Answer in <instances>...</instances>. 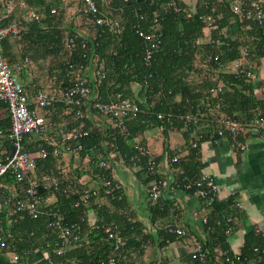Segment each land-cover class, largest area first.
<instances>
[{"label":"trees","instance_id":"16d2710c","mask_svg":"<svg viewBox=\"0 0 264 264\" xmlns=\"http://www.w3.org/2000/svg\"><path fill=\"white\" fill-rule=\"evenodd\" d=\"M235 1L195 0L194 8L189 10L181 0H95L98 13L118 24L109 26L95 24L91 17L83 15L81 1L78 8L67 15L69 4L62 0H25L26 6L32 7L40 18L38 21L27 19L26 9L14 8L9 12L3 22L12 19L18 21L20 32L17 36H6L1 40V53L10 65L24 63V57L29 61L23 68L30 61L35 62L42 71V82H52L49 88L54 87L55 91L69 87L67 73L70 64L74 67L83 64V74L91 89L89 101H109L120 95L137 104L139 109L136 114L125 121V132L106 127L108 138H100L95 128L89 129L86 116L92 109L84 108L82 120L89 133L81 139L83 148L100 147L102 142H106L112 149L119 151L124 161L132 163L129 156L134 152L136 136L155 127H162L160 131L164 135L168 129L183 128L185 136L189 134L187 155L173 162L172 168L177 174L179 189L193 194V188H185V181L194 180L204 163L200 160L198 145L193 147L192 142L206 139L217 142L226 137L237 147L245 138L239 135L233 140L229 132H224L223 136L217 134L221 124L216 119L224 116L242 123H248L253 117L264 120V98L259 97V81L253 82L251 78L228 69L242 46H248L249 59L253 63L259 61L264 46V31L252 20L232 12L231 5ZM53 8L55 12L51 13ZM14 10H17V15ZM206 15H210L213 22L209 27V40L200 42L205 27L201 17ZM137 28L145 31L158 28L161 33L160 43L154 49L148 65L143 61L146 42L135 32ZM229 29L233 32L229 33ZM74 36L73 48L69 49L67 40ZM81 40L85 42L83 48ZM49 54H52L49 62L43 64L44 60L40 59ZM99 60L103 62L104 77L96 74ZM22 74L26 75V71H20L19 81L27 93ZM219 82L224 85V92L211 94L210 88ZM132 85H136V88L133 89ZM43 87L45 85H39L38 89ZM58 96L55 92V97ZM56 102L44 109L49 111ZM58 102L64 108V104ZM68 113L74 116L73 110ZM159 113L164 117L158 118ZM167 115H170L168 119ZM186 115L194 116L195 121L185 125L181 116ZM9 123L0 126V129L7 131ZM2 138L6 140L4 135ZM27 138L24 148L28 152L31 151L27 145H34L35 152L39 141L43 142L35 140L28 144ZM43 145L48 149L52 147L44 142ZM160 158L155 156L158 161ZM52 162L51 156L37 159L36 167L45 169ZM133 163L144 170L145 182L154 177L146 173L145 158ZM93 168V175L104 176L117 184L107 166L100 167L97 164ZM3 178L15 183L8 174ZM85 187L89 188L80 185L77 179L70 185L59 180L57 189L40 185L37 192L38 214L35 217L15 211L13 198L8 207L0 211V236L8 248L19 254L17 264H35L36 258L43 252L47 253L44 259L46 264H107L111 258L116 260L115 264H132L128 250L144 242L140 232H136L141 222L136 221L133 213H123L121 220L118 217L121 213L106 204L97 203V199L104 196L116 207L121 206V188H113L106 193V186L102 183L96 187L98 193L89 198L87 205L80 202L75 206ZM51 195L54 196V202L48 203L47 197ZM149 200L152 202L149 209L162 216L164 210L160 209V200ZM232 205L231 198L224 202L216 198L213 200L211 207L214 213L207 215L205 225L209 228L211 223L217 227V239L201 243L207 256L204 262L192 258L196 264L212 261L215 257L222 260L223 264H248V260L257 259L259 264H264V253L259 252L264 247V239L254 229L244 236V244L238 255L229 250L224 230L231 225L226 220V212L228 206ZM90 212L93 216L87 219ZM58 216H63L65 222L77 221L82 228L79 241L64 247L60 254H56L54 247L56 232L48 226V222ZM211 217L214 218L212 222ZM109 224L122 240L117 249L114 248V241L108 239L103 230ZM167 225L177 227L174 223H166L165 234L177 236L167 232ZM255 247L259 251L254 250ZM0 264H9L3 255H0Z\"/></svg>","mask_w":264,"mask_h":264},{"label":"crops","instance_id":"0c3cea01","mask_svg":"<svg viewBox=\"0 0 264 264\" xmlns=\"http://www.w3.org/2000/svg\"><path fill=\"white\" fill-rule=\"evenodd\" d=\"M23 1L25 2V0ZM62 1L69 4L67 15L70 11L77 9L80 3V0ZM181 1L187 9L194 8L195 0ZM261 2L264 8V0H261ZM14 12L16 13L17 10H14ZM82 31H86V29H82ZM209 32L210 29L204 27L202 29L203 35L199 38V41H208ZM232 32L229 29V33ZM51 55L49 54L40 60H44L43 64H45L49 62ZM253 65L255 78L252 81H259V84H261L259 86V97L264 98V65L260 61L253 63ZM21 71L22 73L26 71V75L22 74L21 77L30 97L39 85H45L41 89L47 92L54 95L55 92L59 94V91H55L54 87L49 88L52 82L50 84L42 82V71L39 65L36 66L35 62L30 61V64ZM92 74L91 72L90 76ZM132 86L133 89L136 88V85ZM32 106L33 104H31ZM91 111L86 116L89 129L95 128L98 130L100 138H108L105 132L106 127L110 126L108 120L94 111L91 113ZM38 113L45 118V134L30 136L26 139V142L29 144L35 140H43L46 145L58 146L60 154L57 157L49 155L53 158L52 164H48L45 169H37L36 167L35 177L42 182L52 172L67 185L77 179L83 187L96 188L102 185V177L92 174L94 172L93 166L97 165L99 159H104L111 177L121 188L123 200L119 207H116L114 203L111 204L110 200L104 196L98 198L97 203L106 204L115 212L121 213L118 216L121 220L124 217L123 213H133L136 221L142 224L136 229V232H140L144 242L141 241V246L131 247L128 250L132 264H196L190 257L191 241L195 238L201 242L213 239L216 241L217 234L215 232L218 231L217 227L210 223L209 228H207L202 221L204 216L207 219L208 214L214 213L213 208L207 209L200 198L179 189L177 185L178 177L172 165L170 167H165L163 164L159 165L162 176L167 180V186L163 189L159 199L160 209L164 210L161 216L158 215L157 211L152 212L149 209V204L152 202L147 196L148 182H145L144 170H141L140 165L124 161L119 151L112 149L106 142H102L100 147L86 148L84 146L78 154L64 151L59 143L58 130L62 127H74L76 118L62 108L58 101L49 111L40 108ZM8 117L6 106L0 103V126L7 125L10 122ZM188 138L189 134L186 137L183 128L168 129L167 134L164 135L163 131L161 132L159 128L155 127L136 136L134 141H141L156 157L160 156L162 158L169 151L168 155H175L180 158L187 155ZM244 141L246 148L242 151L226 137H222L217 142L210 139L198 142L199 157L204 163L203 168L212 175L216 186V199L220 202H224L228 198L233 200V205L228 206L226 212V220L230 219L231 231L226 233L224 230V234L227 236L228 248L234 255L239 254L244 244V236L252 229L264 239V138L260 131L259 134L258 132L249 131ZM27 146L31 153H34V145L29 144ZM9 150V143L0 138V157ZM46 172H48L47 175ZM16 185L14 182L9 183L8 178L1 179L0 211L10 204L5 202L6 199L13 198L16 193L20 194L16 190V187H18ZM46 201L48 203L54 202V196H48ZM91 215L93 216L92 213ZM213 219L210 218L211 222ZM166 223H174L177 227L182 228L185 235H166L164 232ZM46 254V252L40 254L36 258L35 264H46L44 261ZM256 263L259 264L257 260H248V264ZM202 264H223V262L215 257L212 261L209 260Z\"/></svg>","mask_w":264,"mask_h":264},{"label":"built area","instance_id":"2783aa9c","mask_svg":"<svg viewBox=\"0 0 264 264\" xmlns=\"http://www.w3.org/2000/svg\"><path fill=\"white\" fill-rule=\"evenodd\" d=\"M81 13L93 19L95 24H108L117 26V22L110 17L100 15L95 0H80ZM14 8L26 9L25 16L27 19L38 21L40 15L34 12L31 8L26 6L23 0H0V45L1 40L6 36H17L20 32V25L18 21L12 19L9 22H3V18L11 12ZM174 10H177L174 7ZM231 10L234 14L252 20L264 31V8L261 0H237L231 5ZM54 8L51 13H54ZM204 26L209 28L213 22L210 15L201 17ZM156 22V18L153 19ZM135 32L146 42L143 61L148 65L154 49L160 43L161 33L158 28L150 31H145L141 28L135 29ZM76 36L67 40L69 49L73 48V41ZM81 47H85V42L81 40ZM250 50L248 46H242L239 50V55L228 66L229 71L243 74L246 78H255L253 74V63L249 59ZM216 58V57H215ZM29 59L24 57V63H15L10 65L2 56L0 47V103L5 104L9 114V128L7 131L0 129V138L4 135L6 141L10 145V150L0 157V190L1 179L5 175H10L15 181L16 190L20 194L13 196L12 205L15 211L24 212L29 216L35 217L38 214V188L40 185L43 187L58 188L59 178L51 172V174L44 180L39 181L34 175L37 166V159H45L49 155L54 157L59 156L60 148L53 145L50 149L43 145L42 141L37 144V150L34 153L28 152L24 148V140L26 136H40L45 134L46 122L44 116L38 113V109H43L52 105V102L60 101L64 104L67 112L73 110L74 117L78 119V123L72 127H62L58 130L60 135L59 143L63 150L71 153L78 154L83 149L81 139L88 135L89 130L82 120L84 108H91L96 114L105 117L108 120L110 127L117 128L121 133L125 132V121L131 116L135 115L138 111V106L135 102L127 97L116 95L115 98L109 101L92 100L89 101L90 86L86 81L83 74L85 66L77 64L75 67L70 64L68 67V81L69 87L63 91H59L58 98L54 94L45 91L44 89H36L30 97L24 90L19 81V73L24 64ZM259 61L264 65V46ZM96 74L104 77L103 62L98 61L96 67ZM211 94H219L224 92V85L217 83L209 90ZM31 104L33 106L31 107ZM73 108V109H72ZM167 119L170 115H167ZM164 117L163 114H158V118ZM191 115L181 116L182 120L187 123L195 118ZM195 121V120H194ZM216 122L221 124L218 128L217 134L223 136L224 132H229L231 138L235 140L239 135L244 138L247 137L249 131L262 132L264 138V120L262 118L253 117L248 123L239 122L233 118L220 116ZM162 127L159 128L161 130ZM201 137V135H199ZM114 138V137H112ZM216 142L215 140H213ZM198 142H192L193 147H197ZM239 150L246 148L245 141L237 144ZM134 152L129 156V160L136 162L139 159L145 158V170L149 176H154L147 185V194L152 201L160 199L163 189L167 186V180L162 177L159 170V165L163 164L165 167H170L173 162L177 161L178 156H170L168 154L158 161L155 155L147 148V146L139 141L133 144ZM98 166L105 167L106 161L99 159ZM102 183L106 186L105 192H110L113 188H119L118 184H114L111 179L102 176ZM185 180V178H183ZM185 188H193V194L200 198L205 204L207 209H210L213 200L216 198V186L212 175L205 169L201 168L197 177L192 181H185ZM179 186V183L177 182ZM96 188H83L80 196V202L85 205L91 196L97 195ZM12 198L5 200L10 203ZM90 212L87 219L91 217ZM83 219V218H82ZM203 223L206 222V216L202 218ZM230 221V219H228ZM112 224V223H111ZM107 225L103 230L107 234L108 239L114 241V248L117 249L121 243V237L114 232L112 225ZM48 226L56 232V240L54 243L56 254H60L64 247H68L77 243L80 239L81 224L77 221L65 222L63 216H58L48 222ZM169 234L173 233L177 236L185 235V231L180 227L166 226ZM231 226L225 229L226 233H230ZM202 242L198 239L191 241L190 256L204 262L206 259V252L202 248ZM254 250L259 251L258 247ZM261 253H264V248H261ZM0 255H3L9 264H17L20 260L19 254L16 251L8 248L5 240L0 236ZM257 261H259L257 259ZM49 262V261H48ZM114 258L109 259L107 264H115Z\"/></svg>","mask_w":264,"mask_h":264},{"label":"rangeland","instance_id":"374dc122","mask_svg":"<svg viewBox=\"0 0 264 264\" xmlns=\"http://www.w3.org/2000/svg\"><path fill=\"white\" fill-rule=\"evenodd\" d=\"M73 13V11H70V13L68 14V15H70V14H72ZM102 117V116H101ZM102 118H104V117H102Z\"/></svg>","mask_w":264,"mask_h":264}]
</instances>
